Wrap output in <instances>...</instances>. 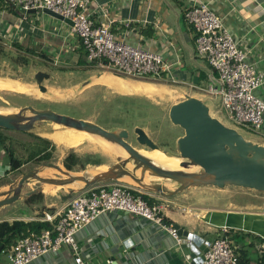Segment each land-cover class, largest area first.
Segmentation results:
<instances>
[{"label": "crops", "instance_id": "0c3cea01", "mask_svg": "<svg viewBox=\"0 0 264 264\" xmlns=\"http://www.w3.org/2000/svg\"><path fill=\"white\" fill-rule=\"evenodd\" d=\"M201 4L207 5L221 18L239 48L248 51L249 60L264 72V0H90L87 13L96 25L109 26L119 41L161 55L171 66L175 83L181 85L175 86L174 91L181 92L182 101L186 94L200 99L208 98L203 90L190 87L192 84L201 89L207 88L203 87L202 82L199 83L203 71L208 85L210 83L211 68L199 57L196 48L197 33L185 19V13L189 9ZM71 27L44 13H28L24 16L18 7L0 0V47L4 51L19 50L34 54V58L39 57L54 65L61 63V68L64 69H89L86 59L84 65L80 64L81 39L72 33ZM9 32H12L13 40ZM54 56H58L57 61ZM39 71L42 70H35L34 74ZM91 78L95 81L81 92L93 86H101L115 94L118 92L117 95L120 96H132L135 95L132 92L119 91L139 82L135 79L126 82L103 72H93L87 80ZM170 78L167 74L161 82L171 84ZM48 83L51 84V75L50 79L44 81V85L55 96L67 102L76 97L73 92L81 84L69 82L67 86L58 84L53 87ZM23 84L30 88L32 95L37 94L34 92V85ZM60 91L62 95L57 94ZM257 95L264 100V86L257 91ZM49 97L51 102H62ZM0 100L8 103L5 98L0 97ZM43 126L44 124L34 134L51 140L46 137L50 131L43 132ZM259 138L264 139V126ZM8 167H0V173L10 172ZM13 173L7 175L9 182L6 184L10 185L15 180L11 179L15 174ZM240 192L243 196L251 193L252 199L264 201V193L246 189H241ZM147 195L155 201V205L161 206V213L167 222L200 236L206 246L225 238L230 245L234 243L237 246L236 250L248 254L247 258L252 259L248 264H256L258 256H264V204L260 206L253 202L244 203L243 199H237L239 192H232L230 187L223 190L212 186L193 188L180 196L166 199L159 194ZM59 199L61 203H55L53 208L49 207L48 212L56 214L68 205L69 200ZM31 206L24 205V208H20L15 213V219L28 222L42 218V215H35ZM221 229H226V233ZM76 239L78 253L86 264H192L181 246L166 231L151 221L124 212L102 215L81 230ZM74 258L72 249L63 247L60 252L49 253L31 264H74ZM6 261V257L2 256L0 264H6Z\"/></svg>", "mask_w": 264, "mask_h": 264}, {"label": "built area", "instance_id": "2783aa9c", "mask_svg": "<svg viewBox=\"0 0 264 264\" xmlns=\"http://www.w3.org/2000/svg\"><path fill=\"white\" fill-rule=\"evenodd\" d=\"M6 2L21 7L27 12L24 16L32 10L47 9L71 20L74 24L72 33L82 40L90 67L103 72H116L135 80L161 82L168 74L171 81L176 82L171 66L161 55L119 41L109 26L96 25L87 13L90 0ZM185 19L197 33L199 57L211 68L210 83L206 89L192 84L190 87L203 90L208 98L216 101L218 104H211L212 109L214 106L221 107L216 113L224 112L235 128L260 135L264 126V100L257 95V91L264 86V72L249 60L248 51L239 48L221 18L207 5H194L185 13ZM10 37L13 40V34ZM146 194L118 181L88 188L74 195L68 205L56 214L44 213L41 220L49 222L52 229L44 230L41 234H22L15 244L1 250V254L6 257V264H31L49 253H58L63 247H69L75 254L74 264H86L78 253L77 234L102 215L113 212H124L153 222L180 246V229L165 220L160 205L151 206L143 199ZM221 231L226 233L227 230ZM206 248L203 260L196 256L192 264H239L235 249L225 238L209 243Z\"/></svg>", "mask_w": 264, "mask_h": 264}, {"label": "water", "instance_id": "95a60500", "mask_svg": "<svg viewBox=\"0 0 264 264\" xmlns=\"http://www.w3.org/2000/svg\"><path fill=\"white\" fill-rule=\"evenodd\" d=\"M18 8L22 14L27 13L21 7ZM28 13H44L70 26L74 25L71 20L47 9L32 10ZM103 73L132 82V79L116 72ZM48 79L50 75L46 72H36L33 75L35 89L58 101L66 102L44 85V81ZM94 81L95 79L91 78L79 84L73 95L77 96ZM211 104L218 103L210 98L200 99L186 94L184 100L171 105L169 119L174 126L183 130L184 135L177 140L175 152L168 149L164 152L182 160L178 169L168 168L145 156L140 149L128 142L130 133L126 129L107 130L92 121L58 114L49 109L39 110L33 106L0 113L2 129L34 133L43 124L59 125L65 129L88 133L111 148L122 149L128 154V158L118 155L117 163L107 169L90 168L82 174L64 170L52 163L35 168L16 178L7 191L0 192V209L43 193L49 186L69 188V192H59L60 198L67 201L93 186L129 180L137 185L125 183L150 194H159L165 199L180 196L193 188L207 186L220 190L234 187L264 193V145L253 142L237 128L228 127L214 117ZM134 133L137 143L145 146L146 150H162L144 129L136 128ZM47 169L59 171L65 178L40 176ZM91 172L95 174L87 175ZM29 184L39 185L25 192V187ZM176 227L180 228L178 225ZM180 232V246L188 260L193 263L196 256L203 260V254L207 251L204 239L182 229Z\"/></svg>", "mask_w": 264, "mask_h": 264}, {"label": "rangeland", "instance_id": "374dc122", "mask_svg": "<svg viewBox=\"0 0 264 264\" xmlns=\"http://www.w3.org/2000/svg\"><path fill=\"white\" fill-rule=\"evenodd\" d=\"M45 53V52H44ZM46 54V53H45ZM34 54H27L22 51H4L0 54V84L5 82H14L19 86L18 92L14 90L12 93L2 92L0 93V97L5 98L8 103H5L0 100V113H7L10 111H14V107L21 108L24 106H33L36 109L43 110L49 109L56 113H67L71 115L73 118H81L88 121H92L94 123L99 124L105 129H116L123 128L128 130L131 133V142L136 145V148L145 151H151L142 149L141 146L135 141L134 131L136 128H142L148 134V136L153 140L155 144H157L162 151L165 149L170 150L171 152L176 151V142L177 140L184 135V132L181 128L176 127L172 124L169 119V109L172 104L181 101V92L176 90L175 86H181L177 83L170 82H160L153 80H136L138 83H135L133 87L136 89H131L133 91H129L130 87L124 88L119 92H132L135 95L129 96H120L116 92L108 91L109 89L103 88L101 86H93L87 89L84 92H79V94L72 100L67 103L63 102H51L52 99L43 94L38 89H36L35 94L32 95L30 92V88L23 83H30L34 85L33 75L35 70L45 71L47 74L51 75V84L49 85L58 86H67L69 82L71 83H81L82 81L87 80L94 73H101L97 68L90 67L89 69L85 68H61V63L53 64L46 62L39 57L34 58ZM77 59V58H75ZM92 68V69H91ZM95 69V70H94ZM205 71L201 73L200 82H202L203 87H208L207 78H205ZM74 76V77H73ZM70 77V78H69ZM55 81V82H54ZM144 81V82H140ZM149 82V83H145ZM54 83V84H53ZM152 83V84H150ZM139 84V85H138ZM169 84V85H168ZM139 86V88L136 87ZM143 87V88H141ZM158 89V91L153 90ZM113 90V89H112ZM118 91L117 89H114ZM22 91V92H21ZM156 91V92H155ZM16 93H28V94H15ZM54 92V91H53ZM56 93V91H55ZM193 93V92H191ZM57 94L62 95V91ZM184 100V99H183ZM216 110H221V107L214 106L212 109V115L218 119H220L225 125L228 127H235L231 122L227 120L224 112L216 113ZM120 125V126H119ZM43 129L45 131H50L47 133L46 137L50 138L49 134H54L57 132H67L69 129H65L59 125L52 124H44ZM239 131L241 129L239 128ZM248 139L252 140L255 143L264 145V139L259 138L260 135H255L250 132H242ZM53 141V140H52ZM54 142V141H53ZM7 147L8 143L5 141ZM55 143V142H54ZM56 151L54 152V156L50 161L47 162H39L36 163L34 161L29 162L28 166L24 165V172L35 169L40 166L46 165V163H52L55 166H59L60 168L67 170L63 161L68 156L69 153L74 152L80 158H83L84 161L89 157H95L96 162L88 164L85 168H81L80 166L76 167L73 172L75 174H82L85 170L90 168L100 167L103 169H107L113 166L118 161V155L115 153L111 154L109 146H107V150L109 153L104 151L97 144H88L86 142H82L79 144V148H68L62 144H56ZM95 146V147H94ZM101 148V149H100ZM4 147L0 145V167H8L9 162V153L4 152ZM25 154L29 153L28 151H24ZM105 153V154H104ZM110 155V156H109ZM112 156V157H111ZM169 156V155H168ZM28 157L27 155L25 156ZM23 157L20 154H15L14 159L18 161L25 162ZM33 163V164H32ZM10 169V167H8ZM54 173L50 172L45 176L50 178L55 177H63L59 171L49 169ZM69 171V170H67ZM9 174L13 172H7ZM0 173V192H4L8 190L9 182L8 174ZM15 173V172H14ZM13 173V174H14ZM95 173H88L87 175H92ZM4 175V177H1ZM8 175V176H7ZM42 175V174H41ZM14 176V175H13ZM18 176V175H17ZM16 176V177H17ZM158 180V179H153ZM127 182V181H125ZM129 183V182H127ZM130 184V183H129ZM39 184H29L25 187V192L34 189ZM77 188V187H76ZM232 192H239L237 195V199H243L244 203H258V205L262 206L264 201L252 199L251 193H247L244 196L240 192V188L230 187ZM243 190V189H242ZM66 191H70L69 188H66ZM59 192H63L61 189L55 186H49L45 192H43L42 202L32 205L35 215H42L44 211H48L49 207H54V204L61 203L59 199ZM236 199V198H235ZM27 200H23L22 203L17 202V204H12L7 206L0 211V220H8L11 221L15 219L16 212L20 210V208H24V205H29L26 203ZM21 204V205H19ZM17 205V208H16ZM22 206V207H21ZM232 248L236 250L237 246L232 243Z\"/></svg>", "mask_w": 264, "mask_h": 264}, {"label": "trees", "instance_id": "16d2710c", "mask_svg": "<svg viewBox=\"0 0 264 264\" xmlns=\"http://www.w3.org/2000/svg\"><path fill=\"white\" fill-rule=\"evenodd\" d=\"M81 44L82 48L80 49V56L82 59L80 60L81 63H79L81 65H84L87 54L82 40ZM2 52H4V50L0 47V54ZM5 141H7L8 147ZM0 145L4 147V152L9 153L10 173L20 169L23 165L32 161L36 163L50 161L57 149L53 141L38 136L34 133L12 131L2 128H0ZM24 151H28L29 153L25 154ZM15 154H20L23 157L27 155L28 157H25L23 160L26 159V161L21 163L22 161L14 159ZM95 162L96 159L94 156L89 157L86 161H84L83 158H80L74 152H71L64 159L63 165L67 170L74 171V169L78 166H80L81 168H85L88 164ZM134 193L137 194V192ZM43 195V193L34 195L29 198L26 203L29 205H34L42 202ZM143 199L147 201L151 206L155 205V201L152 200L147 194L143 196ZM43 215L44 213L42 214V216ZM40 219L41 218H39V220L37 219L28 222L20 219L0 221V260L2 258L1 250H3L4 248H9L13 244H15L22 234H41L44 230L52 229V225L49 222H44ZM235 253L239 258V264H248L252 261V259L247 258L248 254H246L242 250H235ZM255 263L264 264V256H258Z\"/></svg>", "mask_w": 264, "mask_h": 264}, {"label": "bare ground", "instance_id": "6f19581e", "mask_svg": "<svg viewBox=\"0 0 264 264\" xmlns=\"http://www.w3.org/2000/svg\"><path fill=\"white\" fill-rule=\"evenodd\" d=\"M103 82V80H102ZM104 82H107L109 83V81H104ZM111 82V81H110ZM113 83V82H112ZM111 85V84H110ZM139 85V84H138ZM136 85L137 88H139V86ZM118 86V85H117ZM120 87V86H119ZM143 88V87H141ZM19 86L14 83V82H5V83H2L0 84V91H9V90H14L16 92H18L19 90ZM131 89H136L135 87H130V89H128L129 91H133ZM153 90H156V89H153ZM157 91V90H156ZM155 91V92H156ZM12 92V91H11ZM22 92V91H21ZM50 137L51 140H53L56 144H62L64 145L65 147H68V148H79V144L82 143V142H86L88 144H97L98 146H100L104 151H106L107 153L108 150H107V146L105 142L103 141H100L96 138H94L93 136H91L90 134L88 133H85V132H78V131H75V130H70L69 131H65V132H57V133H54V134H49L48 135ZM108 145V144H107ZM109 146V145H108ZM95 147V146H94ZM100 148V149H101ZM110 148V151H111V154L115 153L117 155H120L124 158H128V154L125 153L122 149H113L109 146ZM141 152L149 157L150 159L160 163L161 165L163 166H166L168 168H172V169H178L180 168V165H181V162L182 160L175 157V156H171L169 154H166L164 151L162 150H151V151H145V150H141ZM105 154V153H104ZM169 155V156H168ZM110 156V155H109ZM112 157V156H111ZM48 174L50 172L54 173L53 171L47 169V170H44L40 175L42 177H44L45 173ZM47 177V176H45ZM155 181H160V179L158 180H155ZM129 182L130 184L132 185H137V183H135L134 181H127ZM170 184H173V183H170ZM61 189L62 191L66 192V189H63V188H59ZM264 221V220H263Z\"/></svg>", "mask_w": 264, "mask_h": 264}, {"label": "flooded vegetation", "instance_id": "af4514ba", "mask_svg": "<svg viewBox=\"0 0 264 264\" xmlns=\"http://www.w3.org/2000/svg\"><path fill=\"white\" fill-rule=\"evenodd\" d=\"M129 97H131V96H129ZM63 103H67V101L66 102H63ZM58 114H60V113H58ZM61 114H63V115H67V116H71V115H69V114H67V113H61ZM77 119H81V118H77ZM97 124V123H96ZM99 125V124H98ZM102 127V126H101ZM104 128V127H103ZM112 128H109V129H107V130H111ZM120 129V128H119ZM121 129H123V128H121ZM130 133V132H129ZM134 137H135V141H136V138H137V136L135 135V133H134ZM130 138H131V133H130ZM130 138L128 139V142H130L133 146H135L136 147V145H134L132 142H131V140H130ZM141 148L142 149H146V147L145 146H141ZM49 163V162H48ZM48 163H46V164H48ZM29 164V163H28ZM28 164H25V166L27 165L28 166ZM33 164V163H32ZM30 165V164H29ZM25 166L23 165L20 169H18L16 172H15V174H14V176H13V178H18L20 175H22V174H25V173H27V172H29V171H31V170H33V169H30V170H28V171H26V172H24V168H25ZM18 175V176H17ZM17 176V177H16ZM220 239H222V238H220Z\"/></svg>", "mask_w": 264, "mask_h": 264}]
</instances>
